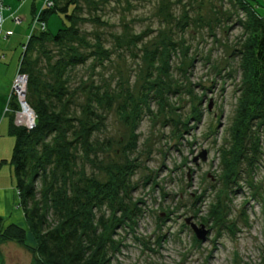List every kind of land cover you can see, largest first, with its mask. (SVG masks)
I'll list each match as a JSON object with an SVG mask.
<instances>
[{
	"label": "rangeland",
	"instance_id": "1",
	"mask_svg": "<svg viewBox=\"0 0 264 264\" xmlns=\"http://www.w3.org/2000/svg\"><path fill=\"white\" fill-rule=\"evenodd\" d=\"M76 1L84 19L77 24L78 36L63 47L48 44L37 70L50 80L62 54L78 50L87 56L70 74L74 115L85 120L81 110L87 108L90 91L115 97L129 91L138 98L152 77L165 104L154 103L153 114L136 130L134 197L144 202L134 232L139 241L127 236V247L113 264H264V133L253 172L243 168L242 182L230 186L222 174L221 151L230 147L239 111L241 74L234 55L242 39V12L229 0ZM258 2L264 16V0ZM25 7L30 11L31 3ZM62 22L63 16H52L50 32L60 30ZM170 44L176 51L171 50L168 72H161L158 64L152 69L158 49ZM168 87L178 92H168ZM122 102L118 99L111 111H99L102 128L94 138L109 148H94L93 162L86 163L87 174L102 183L108 181L107 170L115 172L127 162L132 127L118 115ZM194 108L201 110V122L192 119L190 131L180 135L182 118ZM203 151L208 152L206 162L200 158ZM213 205L220 206L216 221L209 219ZM190 218L210 232L205 242L186 223ZM19 225L32 241L26 218ZM1 250L3 264L32 262V255L16 242L2 244Z\"/></svg>",
	"mask_w": 264,
	"mask_h": 264
},
{
	"label": "trees",
	"instance_id": "2",
	"mask_svg": "<svg viewBox=\"0 0 264 264\" xmlns=\"http://www.w3.org/2000/svg\"><path fill=\"white\" fill-rule=\"evenodd\" d=\"M52 1L53 7L44 10L42 18L48 25L52 16H63V27L56 33L47 28L32 35L19 67L28 77L26 100L35 113V127L29 130L15 125L19 105L13 96L8 101L7 111L10 134L16 141L12 164L19 205L33 239L29 240L23 226L6 225L0 218V264H3L1 245L7 242L24 247L32 255L31 264H113L127 247V236L135 235L143 214L139 206L144 202L134 197L138 190L134 182L138 158L133 156L138 144L136 130L145 117L153 114L154 103L160 107L165 105L163 92L154 77L149 78L138 98L129 91L123 97L106 91H90L87 108L81 110L85 120L76 117L71 110V97L75 93L69 88L70 74L86 62L87 56L78 50L62 54L52 67L50 80L41 70L37 71L39 56L48 54L47 45L63 47L69 39L78 36L77 24L84 20L78 16L80 6L76 0ZM229 1L238 7L244 19L238 22L242 39L234 55L239 60L241 74L239 111L228 143L230 147L221 151L225 186L240 184L241 177L245 176L243 168L253 172L258 166L264 133V16L258 11V0ZM171 50L176 51L173 44L158 49L153 56L152 69L158 64V69L167 73ZM167 90L175 93L178 89L168 87ZM121 98L118 115L132 127L125 152L127 162L115 172L107 170L108 181L102 183L87 174L86 163L93 162L94 148L100 145L109 148L108 144H99L94 138L102 128L99 111H111ZM192 119L201 122L199 108L182 118L180 135L190 131ZM213 207L209 219L216 221L220 217V206Z\"/></svg>",
	"mask_w": 264,
	"mask_h": 264
},
{
	"label": "crops",
	"instance_id": "3",
	"mask_svg": "<svg viewBox=\"0 0 264 264\" xmlns=\"http://www.w3.org/2000/svg\"><path fill=\"white\" fill-rule=\"evenodd\" d=\"M44 1L4 0L6 6L4 30L13 34L8 40L0 41V218L7 225L25 223L24 212L19 205L20 195L12 164L15 137L10 134L8 101L19 72L21 56L30 38L32 19L35 12L43 7ZM30 3L29 11L25 6ZM15 18L21 20V25L15 24ZM20 50L23 52L18 58ZM8 74L10 76H7Z\"/></svg>",
	"mask_w": 264,
	"mask_h": 264
},
{
	"label": "built area",
	"instance_id": "4",
	"mask_svg": "<svg viewBox=\"0 0 264 264\" xmlns=\"http://www.w3.org/2000/svg\"><path fill=\"white\" fill-rule=\"evenodd\" d=\"M52 7H53V1L45 0L43 3L42 9L34 15L32 22H31L30 38L32 35L37 33V31L44 32L47 30L48 25L42 18V12ZM5 11H6V6L4 3V0H0V41L8 40L13 35L11 32H6L4 30V26L6 22L5 15H4ZM15 24L17 26L21 25V20L18 18H15ZM27 83H28V77L19 71L14 81V84L12 86L11 94L9 96V102L12 96L15 97L18 101L19 109L15 112V119H14L15 125L18 127H26L27 129L32 130L35 127L36 116H35L34 111L28 105L27 100H26ZM7 111H8V108H7Z\"/></svg>",
	"mask_w": 264,
	"mask_h": 264
},
{
	"label": "water",
	"instance_id": "5",
	"mask_svg": "<svg viewBox=\"0 0 264 264\" xmlns=\"http://www.w3.org/2000/svg\"><path fill=\"white\" fill-rule=\"evenodd\" d=\"M213 109V103L211 102L209 105V111H212ZM207 156H208V152L207 151H203L200 155V158L202 159V161L206 162L207 161ZM199 160V158H196L194 162H197ZM193 219H187L186 223L188 225H190L193 229V231L195 232L196 238L200 241L205 242L208 238L209 235V231L206 229L205 226L201 225L200 227H198L196 224H194L192 222Z\"/></svg>",
	"mask_w": 264,
	"mask_h": 264
}]
</instances>
